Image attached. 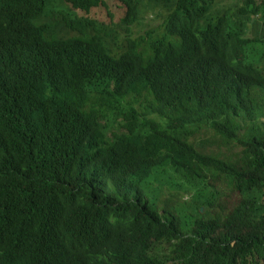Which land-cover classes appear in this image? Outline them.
<instances>
[{
  "label": "trees",
  "instance_id": "obj_1",
  "mask_svg": "<svg viewBox=\"0 0 264 264\" xmlns=\"http://www.w3.org/2000/svg\"><path fill=\"white\" fill-rule=\"evenodd\" d=\"M61 1L0 0V264H264V0Z\"/></svg>",
  "mask_w": 264,
  "mask_h": 264
},
{
  "label": "rangeland",
  "instance_id": "obj_2",
  "mask_svg": "<svg viewBox=\"0 0 264 264\" xmlns=\"http://www.w3.org/2000/svg\"><path fill=\"white\" fill-rule=\"evenodd\" d=\"M103 1L109 5L108 7L110 8L109 14L107 13L106 8L103 6H99V8H97L96 10H93L89 15H86L84 14V12L75 11L70 5H67L62 1L60 5L64 7L67 11L76 13L78 15L77 17L84 18V17L90 16L106 24H110L111 21H113L114 23H119L121 19L125 17V8L117 0H103ZM162 20H163V10L158 9L155 11L149 10L145 12V14L143 15V18L140 20V23H135L133 26L134 36H138V35L147 36L148 32H151L155 29L160 28ZM167 179L168 177L165 180ZM144 196L150 202H155L158 196V186L155 183V181L151 183V185H149L144 190ZM184 197L187 198V196L179 188L173 187V186H167L166 184H164L162 202L159 203V206L161 208L173 207V204L175 202L182 201ZM169 198H172L171 202H167ZM168 264H173V262H169Z\"/></svg>",
  "mask_w": 264,
  "mask_h": 264
},
{
  "label": "clouds",
  "instance_id": "obj_3",
  "mask_svg": "<svg viewBox=\"0 0 264 264\" xmlns=\"http://www.w3.org/2000/svg\"><path fill=\"white\" fill-rule=\"evenodd\" d=\"M49 20H50L49 17L47 15H45L44 13H42L40 16H38L35 19H33L32 23L36 27H44V26H48L50 24ZM162 31H163V27L160 26V28L157 29V32L160 33ZM74 35H76V33H73L69 37H72ZM32 120L33 121L37 120V113L33 115Z\"/></svg>",
  "mask_w": 264,
  "mask_h": 264
},
{
  "label": "bare ground",
  "instance_id": "obj_4",
  "mask_svg": "<svg viewBox=\"0 0 264 264\" xmlns=\"http://www.w3.org/2000/svg\"><path fill=\"white\" fill-rule=\"evenodd\" d=\"M221 123V122H220Z\"/></svg>",
  "mask_w": 264,
  "mask_h": 264
}]
</instances>
